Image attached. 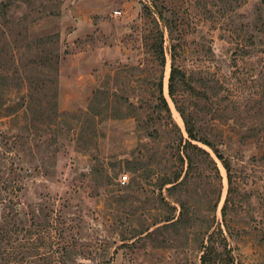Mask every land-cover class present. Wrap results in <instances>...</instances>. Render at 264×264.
<instances>
[{"label":"rangeland","instance_id":"rangeland-1","mask_svg":"<svg viewBox=\"0 0 264 264\" xmlns=\"http://www.w3.org/2000/svg\"><path fill=\"white\" fill-rule=\"evenodd\" d=\"M153 1L171 23L176 64L213 87L190 112L231 161L234 264H264V0ZM161 30L164 95L183 129L167 94L170 34L152 0H0V264H201L227 182L219 165L213 210L208 169L172 193L146 176L155 162L159 174L177 166L165 137L146 136L158 123ZM97 87L127 114L89 117ZM199 196L210 202L194 228L166 225L169 205L177 216V199Z\"/></svg>","mask_w":264,"mask_h":264},{"label":"trees","instance_id":"trees-1","mask_svg":"<svg viewBox=\"0 0 264 264\" xmlns=\"http://www.w3.org/2000/svg\"><path fill=\"white\" fill-rule=\"evenodd\" d=\"M152 5L155 6L158 13L162 15L167 31L170 34L171 52L167 78V94L174 109L178 112L182 120L183 129L174 121L168 99L164 95L162 70L166 60L163 49V31L161 30L159 32L158 41L153 48V54L160 70L153 85L152 113L154 117L152 121L153 123H158L157 127H154L152 131L146 133V136L152 141L160 136L165 137L168 141L169 149L173 150L176 154L177 166L174 167V169H172L173 165L168 166L164 168L165 171L163 173L159 174L157 173L159 169L156 168L157 162H155L154 165L151 164L150 167H147L148 173L146 176H151L150 174L157 175L159 189L170 184L167 190L172 193L173 189L185 185V183L193 177L194 172L197 173L194 178H201L203 171L208 169L211 175L206 176V178H210L211 182H213L215 197L212 209L215 210L221 195L222 175L219 167V165H221L224 169L227 182L226 195L220 207L221 222L217 221L215 227L211 229L210 232L209 229L211 226H207L208 230L205 232V236L200 243V263L234 264L227 236L225 235V232H229L230 230L227 222V211L233 191L231 161L220 147L222 143L218 145V137L216 135L210 137L200 132L190 112L191 108L194 109L197 105L196 101H191V98L200 99L203 96L202 94H205V92L200 89L210 85H207L205 81H201L200 78L196 77L195 79L193 74H187L176 64L171 23L164 17L162 9H160L158 4L153 0ZM194 74L199 73L194 72ZM210 88L213 90L212 86H210L209 89ZM105 95V91L100 87L93 90L87 105L88 116L95 117L101 115L103 112L107 113V111H110L113 117H124L125 114H127V112L122 109L124 105L122 106L121 103L115 101L110 103ZM112 96L115 97L116 93H112ZM126 106L127 108L134 109V111L138 108L133 102L128 103ZM153 156H155V153L152 154V161L154 160ZM139 162H141V160H139ZM139 164L142 165L141 163ZM157 167L159 168V166ZM134 168L135 167L132 168V171H135ZM176 202L179 206L177 216L175 214V207L169 205V211H167L166 216L163 217V221L167 222L166 225L168 226L185 222V228H194L196 226V216L199 215L198 213H200V209L203 207L202 205L210 202V200L205 196H199L192 205H189L186 200L182 199H177ZM165 203L168 205L167 202Z\"/></svg>","mask_w":264,"mask_h":264},{"label":"built area","instance_id":"built-area-1","mask_svg":"<svg viewBox=\"0 0 264 264\" xmlns=\"http://www.w3.org/2000/svg\"><path fill=\"white\" fill-rule=\"evenodd\" d=\"M125 178H126V175H123V176H122V179H121V182H122V183L125 182Z\"/></svg>","mask_w":264,"mask_h":264}]
</instances>
